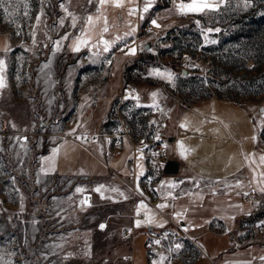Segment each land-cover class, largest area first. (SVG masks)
Returning <instances> with one entry per match:
<instances>
[{"label":"crops","instance_id":"0c3cea01","mask_svg":"<svg viewBox=\"0 0 264 264\" xmlns=\"http://www.w3.org/2000/svg\"><path fill=\"white\" fill-rule=\"evenodd\" d=\"M161 1L153 0V6L145 13L144 0H123L122 7L113 6L112 3L101 6L96 0L93 10L84 11L80 25V32L88 29L86 35L91 37L89 44L75 53L78 68L69 69L63 74L54 63L56 57L46 58L45 53L40 52V45H45L41 40L32 38L31 42L36 41L38 47L29 49L24 39L0 33V58L5 59L7 64V87L0 91V108L4 112L0 123L5 129L10 126V132L0 133V139L5 142L7 137L8 141L20 138L19 146H13L20 148L18 151L22 154V149L29 146L24 142H37L35 154L24 156L20 153L15 161L18 164L12 168L7 166L8 155L5 154L4 161H0V205L4 207L0 220L24 222L25 227L20 229L24 243L15 245L3 240V244L0 243L3 253L11 254L17 248L23 252L37 253L64 251L92 254L100 251L115 255L105 264H174L183 252L191 250L195 257L192 264H243L244 259L234 258L233 254L247 251L255 256L258 252L251 242L235 244L233 235L237 240L244 238L246 224L236 225L237 213L230 212L234 204L226 210L216 208L221 202L229 203V198L223 201L215 198L207 205L208 198L203 201L195 198L196 195L187 194L177 197L171 193L175 188L171 190L169 187L172 195H168V198H172L173 207L166 210V216L173 224H179L194 244L181 238L179 249L168 246L165 251L149 253L146 248L149 234L172 228V224L146 203L147 209H142L139 215L137 206L131 208V191L127 183L137 186L148 173L149 165L144 151L143 159H139L141 152L134 147V142L142 138L152 139L154 134H145L148 123L161 121L160 132L169 148L165 161L174 159L179 162L177 174L163 173L164 181H183L180 185L186 187L187 182L192 180L210 184L212 188L239 189L246 195L250 190L259 192L264 187L259 176L264 172L259 156L264 154L258 145L252 115L246 108L222 99H209L195 106L184 107L168 100L163 86L156 84L144 69L132 67L128 72L124 71L125 61L140 59L141 50L137 47L140 30L143 24L146 26L148 15L164 10L158 6ZM130 9L136 10L134 14L129 15ZM89 16L94 18V26L87 25ZM96 17H100V21L106 17L109 21L107 32H102L104 27L95 26ZM101 36L109 41L107 51L99 42ZM75 37L68 42L71 51ZM57 41L53 40L52 43L57 45ZM6 46L10 47L8 52H4ZM131 48L136 49L134 55L128 54ZM109 62L111 69L108 71L105 67ZM124 88L135 90L139 100L122 99ZM153 92L158 93L155 103L159 111L144 117L143 109L152 107L154 103L150 95ZM15 94L19 98L16 99ZM33 119L38 123L35 132H31ZM185 119L188 127L181 128L180 124ZM73 129L75 132H72ZM77 134L103 136L94 139L86 149L73 141L72 137ZM24 137H27L26 141ZM110 137L116 155L108 161V168L101 158L107 145L106 139ZM168 138L173 139L168 142ZM45 139L54 142L46 150L44 144H38ZM178 141H183L191 149L187 159L179 154ZM8 147L6 142L0 143V149L4 152ZM53 148L59 149L55 157V170L42 172L41 168H50L51 162L42 161L41 157H51ZM246 156L250 159L246 160ZM141 165L143 175H140ZM99 185L105 186L103 197L94 191ZM77 187L84 191L76 192ZM17 188L20 192L13 193ZM112 188L119 189V192L111 191ZM86 197L90 206L81 204ZM177 213L181 215L177 216ZM150 214H154L155 223L135 226L137 219L144 221ZM45 221L56 224L46 228L43 225ZM213 221L226 224L230 233H211ZM161 223L163 227L159 226ZM101 224L106 227L101 229ZM124 228H131L130 239L123 237ZM7 235L6 232L0 233L1 237ZM61 238L67 240L63 242ZM162 256L166 257L163 261ZM127 257H130L129 261H125ZM91 261L90 257L86 262L89 264ZM249 261L251 264L252 259Z\"/></svg>","mask_w":264,"mask_h":264},{"label":"rangeland","instance_id":"374dc122","mask_svg":"<svg viewBox=\"0 0 264 264\" xmlns=\"http://www.w3.org/2000/svg\"><path fill=\"white\" fill-rule=\"evenodd\" d=\"M176 2L179 3L180 0ZM95 3L96 0L91 2L90 0H7L0 7V33H6L7 36L19 40L24 39L23 42L29 49L38 47L36 41L31 42L32 38L41 40L45 45H40V52L45 53L46 58L56 57L54 63L63 74L69 69L78 68L76 52L71 51V45H68V42L73 36L82 35L80 25L84 18V11L93 10ZM61 4L67 8V12ZM158 6L163 7L164 10L148 15L146 26L144 27L143 24L140 30V37L137 39V47L141 50L140 59L125 61L124 71L128 72L135 63H146L143 64L144 71L156 84L160 83L163 86L168 100L184 107L195 106L209 99H222L246 108L252 115L258 145L264 154V114L261 113V109H264V0H222L217 10L187 15L177 13L173 0H162ZM4 8L8 9L7 13L4 12ZM37 16L40 17L39 21L36 19ZM73 17H76L75 27H73ZM152 20H156L160 27H155L151 23ZM95 24L98 28L105 27L104 20H96ZM209 28L213 31L206 32ZM33 32L35 36L32 35ZM205 35L208 41L215 42H206ZM65 36L68 38L62 39ZM53 40H59V46L53 44ZM147 42L151 44L148 51L142 46ZM144 54H150L155 59L149 61ZM105 68L109 71L111 62ZM153 69L173 73V80L169 82L162 77L151 75ZM182 70H186L187 74H182ZM15 97L17 99L19 95L15 94ZM3 116L4 112L0 108V119ZM33 121L31 132L38 129L37 121L34 119ZM6 127L5 129V126L0 123V133L10 132L8 130L10 126ZM7 138L5 142L9 147L5 152L2 148L0 149V161L3 162L5 154L8 155V158L6 156L9 162L7 166L12 168L13 165L18 164L15 161L19 159L18 155L21 153L18 151L20 148H15L17 144L19 146L20 138L16 141H8ZM5 142L2 139L0 143ZM24 143L29 146L26 149L23 148L24 152L21 154L34 155L37 142ZM53 143L45 139L38 144H44L43 147L46 150ZM13 155L17 157L13 158ZM30 191L31 189L28 192ZM15 192L19 193L20 189H14L13 193ZM22 192L25 193L24 190ZM171 193L177 197L186 194V196L196 195L195 198L203 201L208 198L207 205L216 199L223 201L229 198V203L221 202L216 205V208L226 210L228 206L234 204V209L230 212L237 213L236 225L246 224L244 238L237 240L235 234L233 235L235 244L242 245L240 241L246 244L251 242L258 249L255 256L248 254L247 251H237L233 257L244 259L243 264H250V259H252L251 264H264V259H261L264 257V192L248 191V195H253L254 199L250 203H245L243 201L248 195L239 189L212 188L210 184L189 180L186 187L179 184ZM206 194L212 196L206 197ZM0 206V212H3L4 207ZM8 211L14 210L8 209ZM214 213L217 212L214 211ZM23 224L24 222L20 221L0 220V233L8 234L6 237L0 236V243L3 244V240L4 243L10 242L15 245L24 243L25 238L20 232V229L25 228ZM55 224L56 222L51 221L43 222L46 228H52ZM10 234H12L11 238ZM66 240L67 238H61L63 242ZM198 241L201 242V240ZM15 251L11 254L0 251V257H3L0 264L4 261H11L12 264H88L86 261L90 257L92 261L89 264H105L115 257L100 251L92 254L64 251L59 253L23 252L18 248ZM105 257L108 260H104ZM129 260L130 257L125 258V261Z\"/></svg>","mask_w":264,"mask_h":264},{"label":"built area","instance_id":"2783aa9c","mask_svg":"<svg viewBox=\"0 0 264 264\" xmlns=\"http://www.w3.org/2000/svg\"><path fill=\"white\" fill-rule=\"evenodd\" d=\"M188 0H184L186 2ZM152 26V25H151ZM131 89L124 88L122 91V99H132L128 94ZM136 93L134 92L133 95ZM127 97V98H126ZM159 111V107H145L143 109V116H151ZM161 121L155 123H148L145 128V134H154L152 139L142 138L134 142V147L138 149H143L148 159V173L145 174L139 181V191L137 186L133 183H127L131 191V208L133 209L138 205L140 201H144L147 205L155 209L169 224H172V228H168L160 233L148 235L146 240V248L149 253L154 250H166L168 246H176L179 244L181 238L189 240L192 244L194 241L190 239L187 234H185L179 224H173L172 220L166 216V210L173 207L172 198H168V187H161V181L163 180V166L165 164V159L169 155L168 143L162 136ZM126 131L129 133L130 130L127 128ZM159 134L160 139L157 140L155 137ZM99 136L103 134H77L73 136L72 139L75 143L83 148L89 149V144ZM77 137H81L77 139ZM111 141V143H109ZM106 147L104 156L101 158L103 164L110 168L108 161L116 155V148L112 145V138L106 139ZM167 146V147H165ZM155 153V155H153ZM168 190V191H167ZM254 196L248 195L244 202L250 203L253 201ZM166 204V207H157V205ZM210 231L216 235L228 234L229 229L226 224L220 221H213L211 223ZM123 237L125 239H130L132 235L131 228L123 229ZM160 240L159 244L155 241ZM195 246V245H194ZM195 257L193 251H185L179 257L176 258L174 264H192Z\"/></svg>","mask_w":264,"mask_h":264},{"label":"snow or ice","instance_id":"6c2138e0","mask_svg":"<svg viewBox=\"0 0 264 264\" xmlns=\"http://www.w3.org/2000/svg\"><path fill=\"white\" fill-rule=\"evenodd\" d=\"M6 2H7V0H0V7H2ZM90 2H91V0H90ZM220 2H222V0H188L187 3H185L184 0H180L179 3H177L176 0H173L174 7H175L177 13L180 14V15H187L189 13H204L205 11L217 10L219 8V6H220ZM108 3H112L113 6H116V7H122L123 6V0H99V4L101 6H103L105 4H108ZM152 6H153V0H144L143 12H145V13L148 12L149 9ZM61 7L64 8V5L61 4ZM64 11L67 12V8H64ZM135 11H136L135 9H130L129 10V15L134 14ZM4 12L7 13L8 9L4 8ZM69 15H71V13H69ZM36 19H37V21H39L40 17L37 16ZM95 19L99 20L100 17H96ZM75 21H76V17H73V27H75ZM104 21H105V27L102 29V32H107L108 31V27H107V19H106V17L104 18ZM61 23H62V21H61ZM86 23L89 26H94V18L92 16L87 17ZM151 23L155 27H160V25L157 23L156 20H152ZM197 23H199V22L197 21ZM87 31H88V29L83 30L82 31V35L76 38V41H75V43L73 45V48H72L73 51L79 52L82 46H87L89 44V41H90L91 37L86 35ZM212 31H213V29H211V28L206 30V32H212ZM215 31H219V29H215ZM17 34H19V33H17ZM32 35L35 36V33L33 32ZM67 38L68 37L65 36L62 39H67ZM205 40H206V42H212V43L215 42V41H208L207 40V35H205ZM99 42L104 45V51H107L108 48H109V41L104 40L103 37L101 36V39H100ZM56 43H57V46H59V41H57ZM9 50H10V47H8V46H6L4 48V52H8ZM57 50H58V48H57ZM135 52H136V49L135 48H131V49H129L128 54L134 55ZM6 68H7V64H6L5 59L0 58V89H4V88L7 87V81H6V76H5ZM150 74L158 76V77H162V78L166 79L169 82H171L173 80V75H174L173 73H171V72H169L167 70L161 71L159 69H153ZM134 92H135V90H131L128 95L132 99H135V100L138 101L139 100V95L138 94L133 95ZM150 95H151V97L154 100V103L151 106L152 107H158V104L155 103V98L157 97L158 93L157 92H153ZM261 113L264 114V109H261ZM152 123H155V121H152ZM12 126L15 127L14 124ZM180 127L181 128H187L188 127L187 119H185V121L181 122ZM197 130H199V129H197ZM72 132H75V129H73ZM72 132H70L69 134H72ZM80 138L81 137H77V139H80ZM155 138L157 140H159L160 139L159 134H157ZM253 139H255V137H253ZM23 140L26 141L27 137H24ZM109 143H111V141H109ZM22 146H24V145H22ZM165 147H167V146H165ZM177 147H178L179 154L181 155V157H183L184 159H187L188 158V153L191 151V149L186 147L183 141H178L177 142ZM137 151L141 152V156L139 157V159L142 160L143 159V156H142L143 149H138ZM58 152H59L58 148H53L51 157H41L42 161H45V162L50 161L51 162V167L50 168H48V169H45L43 167L41 168L42 172L54 171L55 170V157L58 154ZM153 155H155V153ZM245 159L246 160L250 159V157L246 156ZM252 162L255 163V160H253ZM259 162H260L261 165H264V155H260L259 156ZM255 171L256 170L254 169L253 170V172H254L253 179L254 180L256 179ZM140 175H143V167H142V165L140 166ZM259 176L261 177L260 183H264V172L259 173ZM180 183H183V181H179V182H177V181H161V187H165L166 186V187H169V188H175V187H178ZM104 188H105L104 185H99V186H97L94 189V191L100 193L101 196L103 197ZM137 190L138 191L140 190L139 189V184H137ZM259 190L261 192H264V187H261ZM82 191H84V189H82L80 187L76 188V192H82ZM111 191L119 192V189L112 188ZM120 195L124 199H127V196H125L124 193L120 192ZM168 195L171 196L172 194L169 192ZM109 198H111V197H109ZM81 204L90 206L89 199L86 197L84 200L81 201ZM166 206H167L166 204L157 205V207H160V208L166 207ZM142 209H147V205L144 203V201H140L139 204L137 205V209H136L137 215H139V213H140V211ZM176 215L180 216L181 214L177 213ZM155 222L156 221L154 219V214H150L148 216V218L146 220H144V221L137 219L135 221V226L136 227H140V225L142 223L152 224V223H155ZM164 223H166V221ZM159 226L163 227V224L161 223ZM99 227L101 229H103V228L106 227V225L101 224ZM160 242H161L160 240H156L155 241L156 244H159ZM175 247L177 249H179L181 247V245L180 244H176ZM164 259H166V257L162 256L161 257V261H163ZM261 259H264V257H262ZM0 261H3V257H0ZM3 264H12V262L11 261H4Z\"/></svg>","mask_w":264,"mask_h":264},{"label":"water","instance_id":"95a60500","mask_svg":"<svg viewBox=\"0 0 264 264\" xmlns=\"http://www.w3.org/2000/svg\"><path fill=\"white\" fill-rule=\"evenodd\" d=\"M151 47V44L149 42L145 43L143 48L144 50L148 51ZM182 74L186 75L187 71L182 70ZM173 138H168V142H170ZM179 170V162L174 159H168L165 161V164L163 166V173L167 175H176Z\"/></svg>","mask_w":264,"mask_h":264},{"label":"trees","instance_id":"16d2710c","mask_svg":"<svg viewBox=\"0 0 264 264\" xmlns=\"http://www.w3.org/2000/svg\"><path fill=\"white\" fill-rule=\"evenodd\" d=\"M146 53H147V52H146ZM144 56H145V58L147 57V59L149 58V59H148L149 61L155 59V57H154V56H150V54H146V55L144 54ZM143 64H146V63H144V62L141 63V64H137V63H135V64H133L132 67H135L136 69L141 70V69H144V68H143V66H144ZM132 67H131V68H132Z\"/></svg>","mask_w":264,"mask_h":264}]
</instances>
